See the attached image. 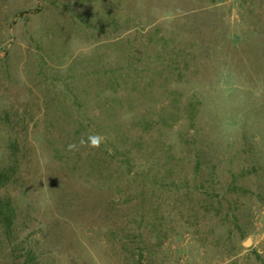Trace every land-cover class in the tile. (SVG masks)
I'll use <instances>...</instances> for the list:
<instances>
[{
  "label": "rangeland",
  "instance_id": "obj_1",
  "mask_svg": "<svg viewBox=\"0 0 264 264\" xmlns=\"http://www.w3.org/2000/svg\"><path fill=\"white\" fill-rule=\"evenodd\" d=\"M0 264H264V0H0Z\"/></svg>",
  "mask_w": 264,
  "mask_h": 264
},
{
  "label": "clouds",
  "instance_id": "obj_2",
  "mask_svg": "<svg viewBox=\"0 0 264 264\" xmlns=\"http://www.w3.org/2000/svg\"><path fill=\"white\" fill-rule=\"evenodd\" d=\"M89 140H90V146H92V147H99V145H100V143L102 141V138L99 137V136H95V137H90ZM81 143L84 144L86 142L85 141H81ZM72 147L73 146L70 145L69 146V149L71 150Z\"/></svg>",
  "mask_w": 264,
  "mask_h": 264
}]
</instances>
